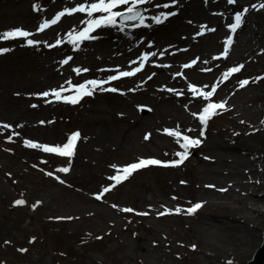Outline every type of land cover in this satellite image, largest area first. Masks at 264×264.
<instances>
[{"label":"rangeland","instance_id":"rangeland-1","mask_svg":"<svg viewBox=\"0 0 264 264\" xmlns=\"http://www.w3.org/2000/svg\"><path fill=\"white\" fill-rule=\"evenodd\" d=\"M8 1L0 0V33L16 28L34 33L38 28L36 21L43 15L50 20L63 8L83 2L66 0L70 2L68 5L50 8L42 0ZM155 3L160 5L161 0H155ZM34 6H38L40 11H34ZM141 7L144 16L150 17L152 12H148L145 5ZM118 10L122 11L123 8ZM260 14L264 15V11ZM34 18L37 19L30 22ZM67 21L69 19L65 16L57 25L51 26L54 31L57 30V34L50 41L59 39L62 41L60 48H66L64 52L56 49L55 57L58 59L67 51H75L65 40L64 32L84 27V24L63 27ZM73 22L71 20L69 24ZM132 25L124 26V31L133 29ZM256 31L259 33L260 30ZM120 32L118 28L98 29L93 34L98 35L99 39L86 43L87 48L95 46L97 51L86 60L88 54L81 55L82 58H76V63L72 65L88 69L86 64L89 65L94 56L110 58L109 50L104 51L101 47L107 44L104 42L107 39L115 41L112 35ZM262 40L257 46L264 49V38ZM4 47L10 50L0 54V264H220L208 256L214 253L222 256L226 264L228 261L231 264H246L251 260L262 244L264 214L252 215L247 210L243 214H227L225 216L229 219H225L222 218L223 211L212 208L203 210L201 206L194 212L201 211V220L191 219L192 214L185 210L201 204L195 200L200 195L196 184L210 185L216 180L207 173V166L191 158L190 152L179 166L149 165L136 170L128 179L112 187L101 200L95 199V195L104 187L114 183L109 177L117 174V169L140 159H158L162 162L179 159L164 157L165 153L174 151V140H170L166 148H160L165 150L163 153L151 149L152 155L136 142L134 147L128 145L130 129L129 132L124 130L123 124L121 126L113 117L120 114L130 118L127 109L122 108L124 103L130 105L132 114H135L133 104L139 101L142 94L134 89V81L111 86L123 93L118 99L109 96L107 91L95 89L92 95L82 97L77 104L57 102L51 96L43 98L37 94L59 89L62 85L67 88L66 82L69 80L73 85L84 83L93 79L91 75L76 76L72 70L65 73L53 70L48 57L42 61L34 54V48L30 49L21 39L0 40V48ZM114 62L119 64L118 59ZM102 64L108 68L104 62L94 64L93 69L102 68ZM122 70H127V67L124 66ZM50 72L54 73L53 77L49 75ZM261 73L262 70L251 62L247 68H242L229 78L230 82L239 79L249 81L242 88L245 99L250 103L248 107H237L227 113L217 110L219 114L213 116L216 118L205 126L199 125V131H204L203 137L200 136L201 142L207 143L210 139L221 142L222 132L230 133L233 141L244 140L250 146L252 155L250 158L244 157L243 161L250 165L256 163L253 162L254 157L264 160V134L253 143L249 139H241L246 132L245 126L236 122H249L258 127V120L263 118L264 81L258 79ZM63 94L72 93L65 91ZM117 100H121L120 108H117ZM33 104L38 106L34 108L31 106ZM138 108L136 111L143 117L146 108ZM100 120L107 121L103 127ZM5 124L9 127L4 128ZM165 124L172 128V122ZM76 132L80 135L70 162L67 157L24 146L25 140L63 145L68 136ZM135 140L136 133L132 141ZM3 144L6 147L4 150L1 148ZM37 157L51 161L48 165L29 162ZM54 166L69 167L70 170L68 173L59 172L57 179L58 176L45 173V169L51 171ZM253 173L250 179L263 185L264 169H255ZM60 180L64 183H60ZM260 189L264 193V186ZM179 197L185 201L191 199V204L180 207L184 204L179 203ZM238 198L244 202L235 206L245 207L246 196L242 194ZM17 200H23L24 204L16 205ZM259 206L264 207V204ZM120 208H131L148 215L125 213ZM177 208L187 216L180 215L181 211L176 214L174 210ZM165 209L173 211L158 215ZM213 216H217L224 225L214 221ZM242 216L249 218L257 227L248 232V221L245 225L240 223ZM231 218L235 219V224L229 221ZM206 220L213 224L208 235L204 232ZM214 243L220 244L222 249L213 247ZM224 249L232 251L224 254Z\"/></svg>","mask_w":264,"mask_h":264},{"label":"bare ground","instance_id":"bare-ground-1","mask_svg":"<svg viewBox=\"0 0 264 264\" xmlns=\"http://www.w3.org/2000/svg\"><path fill=\"white\" fill-rule=\"evenodd\" d=\"M42 1L50 8L51 6H62L70 3L66 0ZM8 2L11 1L9 0ZM165 3L169 4V8L162 7ZM262 3V0H238L237 4L228 5L226 0H207V2L205 0H175V3H173V0H161V4L158 6L155 0H151V3L145 4L148 12H152L150 17L145 19V24L148 27L130 28L127 31L112 35L115 41L107 39V41H104L107 44L105 43L101 47L104 51L106 49L109 50L112 56L110 58H107V56L103 58L90 57L89 65L88 63L86 64V67H89L88 71H82L79 75L73 71L74 68L78 67L72 65V63H76V58H82L81 55L88 54L85 57L86 60L88 56L93 55L97 51L98 48L95 46L86 47V43H90V41L81 43L79 49L72 53L67 51L61 59H58L55 57L56 49H59V52H64L66 48H60L61 45L54 47L45 46V44L55 45V41L51 42L50 39L55 37L57 30L54 31L50 27L44 32H37L36 29L32 38L39 41V43L29 48H34V54L42 61L48 57L50 59L49 66L53 70L57 69L60 73L72 70L76 76L91 75L93 79L101 80L117 74V69L119 71H130L138 67L139 57L148 53L149 58L144 62V67L140 72L132 77H123L117 81H112L110 84H105L104 87H111L121 82H135L134 89L142 94L139 101L133 104L135 114H132L131 108H129L130 105L124 103L122 108L127 109L130 118L120 114L115 115L113 118L121 126L123 124L124 130L127 132L130 129L129 137L127 138L128 145L134 147L133 144L136 142L137 145H142L141 148L144 151L146 149L150 155H152L151 149H158L161 153L165 152V150L160 148H166V144L170 143V140H174V151L164 154L165 159H167V157H177L175 152L182 151V149L179 148L174 137L167 135L166 129H178L191 138L201 140L199 135L200 123L193 116V113L201 111L207 101H204L199 96L194 97L188 90L189 84L197 89L210 91L211 86L220 81L222 73L239 62L241 63L240 65H244L243 68H247L252 62L259 70H262L259 78L264 77V49L257 46L259 41L262 42L264 38L262 36L264 15L260 14L264 10H257ZM252 4H255L257 8L252 9ZM244 7H248L250 11L244 17L242 27L235 34H232L227 26L233 22L232 17L235 12L241 11ZM161 12H176L177 14L169 16L162 24L156 25L152 22L151 17L159 15ZM213 13L217 14L214 15ZM220 13L223 15H219ZM66 17L69 21L63 23V27H74L77 24H83L79 13ZM37 18L30 20V22ZM70 19L74 20L72 24H69ZM83 19H86V17H83ZM44 20L46 19L43 15L36 21L35 25L39 26V23ZM204 25L215 28L216 31L208 32L205 30L203 35H198L201 26ZM257 29L260 30L259 33L256 31ZM64 35L67 41L68 33L64 32ZM229 35H232L233 43L230 46L227 59H213L220 56L223 52V42ZM155 50L157 54L151 55ZM69 56L72 57V60L68 64H62L61 61ZM115 59H118L119 64L123 62L124 64L117 65L114 62ZM193 60L196 61L195 64H192ZM131 61H137V63L132 64L130 63ZM104 62L107 63L108 68H104L103 66L106 64H102V68L93 69L94 64ZM185 64H189L191 67H183ZM124 66L127 67V70H122ZM100 69L111 71H100ZM49 75L53 77L54 73L50 72ZM259 80L264 81V79ZM168 89L173 91H168ZM242 90L240 79L237 82H230L228 79L219 83L217 91L211 100L217 101V103L226 102L225 109H221L223 113L230 112L232 109L236 110L237 107L240 109L248 107L250 103L245 99ZM177 93L181 94L177 95ZM108 94L115 99H118L117 97L121 95L119 91L108 92ZM114 102L111 103L113 104ZM228 106L234 107L229 108ZM120 107L121 100H117V108ZM138 107L146 108V114L143 117L136 111L139 109ZM261 113L262 115L264 114V106L261 109ZM105 122L100 120L99 123H102L101 127H103ZM165 122H172V128H168ZM236 123L245 126L246 132L242 134L241 139H249L253 143L258 136L260 137L264 134V115L262 119L258 120V127L249 122ZM188 129H192V131L189 132L187 131ZM135 133L137 140L132 141ZM229 134L226 132L220 133L221 142L210 139L207 143L201 142L198 146L189 149L191 158L195 162L207 166V173L215 177L216 180L210 185L202 184L200 186L196 184L200 195L195 200L202 204L203 210L212 208L217 211H223L224 216L222 218L225 219H229V217L225 216L227 214H243L247 210L252 215L264 214V207L259 206L264 204V193H261L262 189H260L263 188L264 182L261 185L256 180L250 179L251 175H254L255 169H264V160H256V157H254L253 162L256 161V163H252L253 165L245 164L243 158H250L252 155L250 146L244 140L233 141ZM145 135L149 136L148 140L144 139ZM242 194L244 197L246 196L247 202L245 201L244 203L245 207L238 208L235 205L244 202L238 198ZM190 200L185 201L179 197V203L184 204L180 205V207L191 204ZM221 200L225 202L220 203ZM200 212L192 213L191 219L197 220L200 218L201 220L202 213ZM180 215L183 217L187 216L184 211H181ZM213 218L214 221L224 225L220 219H217V216H213ZM248 219L242 216L241 222H239L245 225L246 221H248L247 231L250 232L257 225ZM234 220L231 218L229 221L235 224ZM204 224L207 226L204 232L208 235L211 232L209 229L213 227V224L207 220ZM248 238L252 241L251 237ZM141 239L143 240V238ZM215 246L218 249H222L220 244L214 243L213 247ZM231 251L224 249L222 253H231ZM208 256L218 260L220 264H226L224 258L217 253L208 254Z\"/></svg>","mask_w":264,"mask_h":264},{"label":"snow or ice","instance_id":"snow-or-ice-1","mask_svg":"<svg viewBox=\"0 0 264 264\" xmlns=\"http://www.w3.org/2000/svg\"><path fill=\"white\" fill-rule=\"evenodd\" d=\"M207 2V0H205ZM228 5H235L238 3V0H226ZM146 3H151V0H83V2H78L76 6L72 7H65L63 10L58 11L53 18L50 20H44L43 22L39 23V26L37 28V32H44L46 29L50 28L53 25H57L62 18L65 16H73L77 13L81 14V23L84 24V27L80 30L70 31L68 33V39L67 42L73 46L74 50L79 49L81 43L86 41H95L99 39L98 35H94L93 33H96L98 29L102 28H118L121 32L124 31V26L127 22L130 21H137L138 23H135L132 25V27H148L147 24H145L146 17L142 14L140 11V6L145 5ZM173 3H175V0H173ZM159 6V5H158ZM163 8H169V4L165 3L162 5ZM123 8V10H118ZM252 9H256L257 6L255 4L251 5ZM257 10H264V3L259 5V9ZM34 11H40L38 6H34ZM250 11L248 7H244L241 11H236L235 15L232 17V23H230L227 27L230 33L235 34L238 29L242 27V24L244 23V17L246 14ZM176 12H161L159 15H155L151 17L152 22L156 25L162 24L165 20L169 18V16H175ZM216 15L217 13H213ZM219 15H223L220 13ZM83 17H86V19H83ZM208 32H215V28H210L206 25L201 26V30L198 33V35H203L204 31ZM34 33L21 29L16 28L8 31H4L3 33H0V40H16L21 39L24 41V43L27 46H34L39 43V41H36L34 39H31ZM62 43L61 40L57 39L55 42V45H48L45 44L46 47H54L59 46ZM233 43L232 35H229L223 42V52L220 54V56L214 57L213 59H227L228 53L230 50V46ZM151 47V45H149ZM10 49L7 47L0 48V54H3L5 52H8ZM151 55H155V53H151ZM162 55V54H161ZM149 58V54L145 53L142 54L139 57V66L136 68H133L131 71H119L116 70L117 74L110 75L106 79H89L86 80L84 83L73 85L72 82L69 80L67 81V88H65L63 85L59 89H53L50 92L46 91L40 94H37L38 96H41L43 98H48L49 96L53 97L55 101L57 102H63L66 104H77L79 100L84 96H90L93 93V90L100 89L101 91H107V92H118L119 89L116 87H107L105 88V84H110L112 81H117L123 77H132L136 73L140 72L142 68L144 67V62L147 61ZM72 60V57L69 56L63 61H61L62 64H68V62ZM130 63L135 64L137 61H131ZM196 61L193 60L192 64H195ZM166 66V65H165ZM183 67L188 68L191 67L189 64H185ZM244 67V65H239L237 67L229 68L227 71H224L222 73V76L220 78V81H218L216 84H213L211 86L210 91H203L200 89H197L193 85L189 84L188 90L193 94L194 97L199 96L204 101H207L205 106H203L202 110L198 113H193V116L198 119L200 125L205 126L209 119H211L214 115L219 114L217 110L225 109L226 102H211V98L215 95L217 91V87L219 86V83H222L225 80H228L234 73L240 72V70ZM73 71L79 75L82 71L87 72L88 69H80V68H74ZM100 71H111L107 69H100ZM150 78V77H149ZM258 79H264V77L258 78ZM248 80H241L240 81V87L243 88L244 86L248 85ZM65 91H68L72 94L70 95H64L63 93ZM168 91H173L172 89H168ZM123 94V93H121ZM181 93H177V95H180ZM46 102H48L46 100ZM32 107H37L38 105L33 104ZM43 124L44 122L41 121ZM243 123V121H242ZM4 128H8L9 125L5 124L3 125ZM187 131H192V129H188ZM165 132L168 136L174 137L175 142L178 144L179 148L183 151H176L175 156L179 157L177 160L168 161V162H162L158 159H140L138 162L131 163L122 169H117V174L112 175L109 177L111 181L114 183L109 187H104L98 194L95 195L96 200H101V198L104 196L105 193L110 191V188L115 187V185L120 184L122 181L128 179V177L136 170H139L141 168L147 167L149 165H155V166H161V167H176L183 163V161L188 157L189 155V149L195 146H198L201 143L200 139L197 138H191L190 136L183 134L181 131L177 130H168L166 129ZM79 133H72L68 136L67 140L63 145H47V144H41V143H35L29 140L24 141V146L32 149H38L43 151L44 153H48L54 156L59 157H67L69 158V162L71 161V157H73L75 153L76 148V142L79 138ZM201 137L204 135V131L201 130L200 134ZM11 137H9V140ZM145 140L149 139L148 135H145ZM44 163H47V161H42ZM115 167V166H113ZM69 167H61L58 168L56 171L61 173H68ZM47 175H52V173H47ZM59 179V177H57ZM60 183H64L63 180H60ZM183 183V182H182ZM223 191V190H222ZM173 199H176V197H173ZM16 205H23V200H17L15 201ZM202 205L201 204H195L193 207L186 209L185 211L188 214L194 213L197 209H199ZM113 207H116L113 205ZM122 212L125 213H131L135 212L136 215H148L146 212H136L134 209L131 208H120L119 209ZM173 210L165 209L164 212L158 213V215H166L171 214ZM176 214H179L181 211L179 208L174 210ZM68 219H71L70 217ZM100 237H97L99 239ZM34 239V238H33ZM32 242V241H30ZM5 243H8L5 241ZM193 248L195 246L193 245ZM21 252L27 251L26 249H18ZM227 264H231V261H228Z\"/></svg>","mask_w":264,"mask_h":264},{"label":"water","instance_id":"water-1","mask_svg":"<svg viewBox=\"0 0 264 264\" xmlns=\"http://www.w3.org/2000/svg\"><path fill=\"white\" fill-rule=\"evenodd\" d=\"M247 264H264V234L261 246L256 250L252 259Z\"/></svg>","mask_w":264,"mask_h":264}]
</instances>
